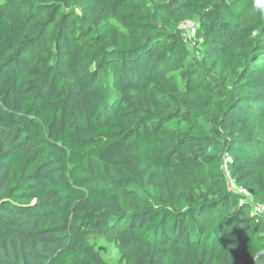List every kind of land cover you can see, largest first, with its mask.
Returning a JSON list of instances; mask_svg holds the SVG:
<instances>
[{
  "label": "trees",
  "instance_id": "1",
  "mask_svg": "<svg viewBox=\"0 0 264 264\" xmlns=\"http://www.w3.org/2000/svg\"><path fill=\"white\" fill-rule=\"evenodd\" d=\"M263 122L264 0H0V264H264Z\"/></svg>",
  "mask_w": 264,
  "mask_h": 264
},
{
  "label": "rangeland",
  "instance_id": "2",
  "mask_svg": "<svg viewBox=\"0 0 264 264\" xmlns=\"http://www.w3.org/2000/svg\"><path fill=\"white\" fill-rule=\"evenodd\" d=\"M35 58L37 59L38 56H35ZM132 104L137 116L141 113H144L147 109L146 98L143 96L135 97ZM169 126L171 128H175V127L184 128L186 125L185 122L178 119L169 123ZM263 135H264V122L261 125V131L258 136H263ZM94 166L101 167L97 164H94ZM91 242L94 245V247L98 250L99 255L107 264H125V257L116 247L114 239H109L106 237H102L100 235H93L91 237Z\"/></svg>",
  "mask_w": 264,
  "mask_h": 264
},
{
  "label": "built area",
  "instance_id": "3",
  "mask_svg": "<svg viewBox=\"0 0 264 264\" xmlns=\"http://www.w3.org/2000/svg\"><path fill=\"white\" fill-rule=\"evenodd\" d=\"M178 29L182 32V35L185 38V40L190 41L195 37L197 24L192 20H185L179 24ZM239 191L244 196L249 197L248 193L245 190H239ZM254 212L263 214L264 204L254 205Z\"/></svg>",
  "mask_w": 264,
  "mask_h": 264
}]
</instances>
